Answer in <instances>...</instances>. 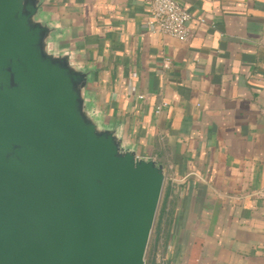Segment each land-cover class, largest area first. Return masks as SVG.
<instances>
[{
  "label": "crops",
  "instance_id": "1",
  "mask_svg": "<svg viewBox=\"0 0 264 264\" xmlns=\"http://www.w3.org/2000/svg\"><path fill=\"white\" fill-rule=\"evenodd\" d=\"M176 1L186 41L148 30L147 0H42L41 16L93 112L164 168L156 264H264V0Z\"/></svg>",
  "mask_w": 264,
  "mask_h": 264
},
{
  "label": "water",
  "instance_id": "2",
  "mask_svg": "<svg viewBox=\"0 0 264 264\" xmlns=\"http://www.w3.org/2000/svg\"><path fill=\"white\" fill-rule=\"evenodd\" d=\"M42 0H0V264H149L161 164L92 110Z\"/></svg>",
  "mask_w": 264,
  "mask_h": 264
},
{
  "label": "built area",
  "instance_id": "3",
  "mask_svg": "<svg viewBox=\"0 0 264 264\" xmlns=\"http://www.w3.org/2000/svg\"><path fill=\"white\" fill-rule=\"evenodd\" d=\"M147 13L146 24L150 32L169 35L180 41L188 39L187 23L191 16L176 0H147Z\"/></svg>",
  "mask_w": 264,
  "mask_h": 264
},
{
  "label": "trees",
  "instance_id": "4",
  "mask_svg": "<svg viewBox=\"0 0 264 264\" xmlns=\"http://www.w3.org/2000/svg\"><path fill=\"white\" fill-rule=\"evenodd\" d=\"M167 196V189L164 188L163 189V194H162V200H161V204L159 206V212H158V216L155 222V228H154V238L152 240V246L150 251H147V255L149 256V259H147V262L149 264H156L155 262V253L158 249V242L159 240H164L165 238V233L161 228V222H163V220H165V197Z\"/></svg>",
  "mask_w": 264,
  "mask_h": 264
},
{
  "label": "rangeland",
  "instance_id": "5",
  "mask_svg": "<svg viewBox=\"0 0 264 264\" xmlns=\"http://www.w3.org/2000/svg\"><path fill=\"white\" fill-rule=\"evenodd\" d=\"M164 187V186H163ZM162 194H163V190H162V193H161V197H160V200H159V205H158V209H157V213H156V216H155V220H154V224H153V228H152V232H151V237H150V240H149V244H148V248H147V251L151 249V246H152V240L154 238V228H155V222H156V219H157V216H158V212H159V206L161 204V200H162ZM161 248V244L159 243L158 244V249L160 250ZM147 259H149V256L147 255L146 253V256H145V260L147 262ZM148 263V262H147Z\"/></svg>",
  "mask_w": 264,
  "mask_h": 264
}]
</instances>
